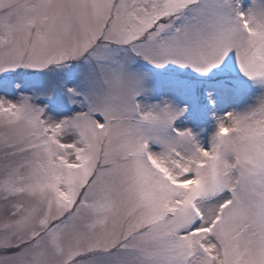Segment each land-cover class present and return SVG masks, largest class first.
I'll use <instances>...</instances> for the list:
<instances>
[{"label": "snow or ice", "instance_id": "6c2138e0", "mask_svg": "<svg viewBox=\"0 0 264 264\" xmlns=\"http://www.w3.org/2000/svg\"><path fill=\"white\" fill-rule=\"evenodd\" d=\"M0 264H264V0H0Z\"/></svg>", "mask_w": 264, "mask_h": 264}]
</instances>
